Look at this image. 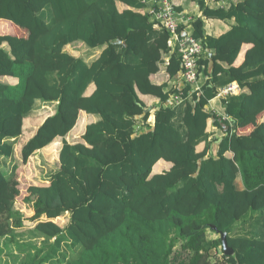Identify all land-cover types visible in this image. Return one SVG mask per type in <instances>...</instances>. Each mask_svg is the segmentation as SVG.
Wrapping results in <instances>:
<instances>
[{
  "label": "trees",
  "instance_id": "1",
  "mask_svg": "<svg viewBox=\"0 0 264 264\" xmlns=\"http://www.w3.org/2000/svg\"><path fill=\"white\" fill-rule=\"evenodd\" d=\"M233 1H196L192 36L211 55L197 90L177 81L178 49L142 0H0L14 33L0 35V79L16 80L0 82V264H264V0ZM208 19L234 25L211 38ZM78 41L94 54L86 62L65 51ZM165 58L175 85L161 93L150 77ZM233 82L217 116L209 102ZM140 94L159 100L150 121ZM39 104L54 112L22 146V166L59 142L58 167L24 200L36 223L19 235L15 146ZM63 215L65 227L53 221Z\"/></svg>",
  "mask_w": 264,
  "mask_h": 264
},
{
  "label": "rangeland",
  "instance_id": "2",
  "mask_svg": "<svg viewBox=\"0 0 264 264\" xmlns=\"http://www.w3.org/2000/svg\"><path fill=\"white\" fill-rule=\"evenodd\" d=\"M12 26L8 22H0V35L4 34H12ZM14 34V33H13ZM66 52H70L74 57H80L84 61L91 58L94 54L86 50L85 46H83L82 42L78 41L65 47ZM96 55V54H95ZM86 62V61H85ZM0 82H7L9 84H15L16 80L1 78ZM54 112L53 105H44L39 104L31 115H29L23 122V134L17 140V144L15 146L14 153V161L18 166V173L16 176V180H14L12 189L9 191V196H11L14 202V210H17L21 214V219L23 223V227L21 230H18V234H25L26 230H32L35 226V223L32 218L34 216L33 209L28 204L25 203V199L30 196V193L34 191V186L38 184H44V180L46 176L50 174V172L54 171L58 167V143L51 144L46 149L41 150L40 152L34 154L32 157L28 159L27 164L22 166L21 162V148L25 144V142L35 133L36 129L45 121V119L51 116ZM86 115V114H85ZM80 119L84 121L86 118L87 124L96 122L98 120L97 117L86 115ZM71 141L79 142L80 139L74 138ZM159 168V167H158ZM33 201V200H32ZM57 225L61 227H65L68 223V215H63L62 217L53 220ZM27 232V231H26ZM210 238L215 239L216 237L207 232ZM6 262V258L4 257V263ZM10 264H13L10 261Z\"/></svg>",
  "mask_w": 264,
  "mask_h": 264
},
{
  "label": "crops",
  "instance_id": "3",
  "mask_svg": "<svg viewBox=\"0 0 264 264\" xmlns=\"http://www.w3.org/2000/svg\"><path fill=\"white\" fill-rule=\"evenodd\" d=\"M197 0H175L176 6V13L181 16L183 19H188L187 21L189 22H183L182 20V24L186 27H183L182 30L187 31L189 33H192L193 31V27L191 26V23L193 20L200 18L202 16L200 9L198 8L197 5ZM231 0H207V2L212 6V7H217V6H228V3ZM241 0H235L233 1L234 3L240 2ZM155 2V0H142V3L146 6V9L153 5ZM117 7L120 11H125V10H129L128 7H126L125 5L121 4V3H117ZM227 8V7H226ZM225 8V9H226ZM2 22V21H0ZM234 25V21L232 20H219V19H208V20H204V33L206 36H211V38H218L222 35H224L227 31H229L231 29V27ZM176 44L174 42L171 41L170 39V46L172 48H175L177 46H175ZM171 48V49H172ZM212 52H214L212 50ZM205 55H207V52L205 50ZM211 55H209L207 58H209ZM166 60V64L162 67H160V69H158V72L155 74H152L151 78V87L155 88L157 90L160 89V87L165 86V90L163 89V93L168 92L169 89L175 85V82H172L171 80H169L168 75L166 73V66H167V62H168V58H165ZM242 59V56L240 55L236 61V64H238ZM220 69V71H224L225 69H227V65L225 63H217V65ZM217 72V74H221V72ZM178 82H180V85L183 86L184 84V80L181 78V76L178 77ZM210 81L209 77L204 75L202 73H200V77H199V82L197 85H195V87L193 88H198V90L202 89V87L208 83ZM230 84H236V83H230ZM228 84V85H230ZM237 85V84H236ZM226 87V86H224ZM224 87H219L218 88V92L220 90H222ZM240 88V87H239ZM249 89V88H248ZM161 93L162 91L159 90ZM246 92V91H245ZM239 93V92H238ZM237 93V94H238ZM140 99L142 100V102H144V104L147 107L148 111H151V118L149 119V121L151 119H153V116L155 114V112L157 111L158 107L160 106L159 100L157 99L156 95H151V94H140ZM226 98H215L213 100H211L209 102V107L210 109L218 116L222 114V102L223 100ZM168 105H169V101H168ZM146 127V126H145ZM251 128H248L246 133L248 131H250ZM211 131V129H210ZM161 163V162H160ZM164 164V163H161ZM162 168L167 169L168 167L166 165H163Z\"/></svg>",
  "mask_w": 264,
  "mask_h": 264
},
{
  "label": "built area",
  "instance_id": "4",
  "mask_svg": "<svg viewBox=\"0 0 264 264\" xmlns=\"http://www.w3.org/2000/svg\"><path fill=\"white\" fill-rule=\"evenodd\" d=\"M175 6V0H155L154 4L149 6L146 11L155 22L170 34V39L176 44L180 55L182 67L180 76L186 86L195 87L200 77L199 60L205 50L202 42L195 39L192 33L184 30L178 32V28L182 25V20L186 22L188 19H183L179 16L175 11ZM239 91L238 85L230 84L220 90L217 97L227 98L228 96L237 94ZM170 99L175 103L181 101V97L178 94L172 95Z\"/></svg>",
  "mask_w": 264,
  "mask_h": 264
},
{
  "label": "water",
  "instance_id": "5",
  "mask_svg": "<svg viewBox=\"0 0 264 264\" xmlns=\"http://www.w3.org/2000/svg\"><path fill=\"white\" fill-rule=\"evenodd\" d=\"M215 230V229H214ZM220 239L222 242V252L225 255H232L233 254V250L231 248L228 247L227 242H226V234L225 233H220Z\"/></svg>",
  "mask_w": 264,
  "mask_h": 264
}]
</instances>
